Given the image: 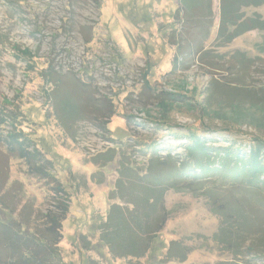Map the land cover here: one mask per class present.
Returning <instances> with one entry per match:
<instances>
[{
  "label": "rangeland",
  "instance_id": "obj_1",
  "mask_svg": "<svg viewBox=\"0 0 264 264\" xmlns=\"http://www.w3.org/2000/svg\"><path fill=\"white\" fill-rule=\"evenodd\" d=\"M193 1L199 21L186 25L181 0H0V241L11 235L0 254L41 239L47 264H264L256 234L224 236L204 197L222 195L234 161L264 157V0ZM13 132L37 152L38 173L10 156ZM192 134L212 154L194 147L207 168L195 193L166 190L148 251L113 256L101 224L112 206L132 210L110 198L117 182L144 175L151 159L184 161ZM244 188L241 206L249 200L263 220L241 225L260 223L264 236V183Z\"/></svg>",
  "mask_w": 264,
  "mask_h": 264
},
{
  "label": "trees",
  "instance_id": "obj_2",
  "mask_svg": "<svg viewBox=\"0 0 264 264\" xmlns=\"http://www.w3.org/2000/svg\"><path fill=\"white\" fill-rule=\"evenodd\" d=\"M181 5L183 6L182 16L183 18L187 19L185 20L186 25L196 24V20L199 21V19L196 17V12L194 11L198 8V5H194L193 0H181ZM222 9V13H224V6H222ZM202 16H204V13ZM254 21L255 22L252 24L253 26H247L244 32L250 31L252 28H259L260 22L257 20ZM227 23H229V20H227ZM257 23H259L258 26ZM222 27L223 26L220 27V34L223 32ZM184 31L188 33L187 29ZM235 34H231L229 38L232 39L237 37ZM201 50L202 46L199 41V44L195 45L192 48V51H194V54L201 58ZM56 84L58 88L62 86L61 82L54 83V85ZM56 106L59 107L57 104ZM23 137L24 135L19 136L18 133L13 132V135L9 136L10 140L7 142V151L10 153L11 157L17 152H21V154H18L17 156H20L19 159H22L27 163L29 166V173H38V171L41 169L38 166V154L36 151H29V145L24 146V141L27 140ZM186 140L187 146L184 150V161L181 160L180 163L177 162L173 166L167 167V164L173 159L170 156L162 158L165 162L164 164L160 162V159H151L147 165L144 175L139 176V178H134L132 182H117L116 190L111 192L110 198L117 197L120 199L122 204H124V208L131 205L132 210L126 212L127 210H124L123 206H112L106 221L101 224L102 234L100 237V242L108 247L110 252L113 253V256H131L135 258H141L143 257L142 255L148 251V248L151 247L152 241L161 231L163 226L162 221H159V219L155 217V213L161 211L163 194L166 190L172 189L178 192L183 190L189 193H195V189L193 188L194 184L195 182L199 181L198 179H200L201 174L204 173L207 168L206 163H204L202 166L198 165L199 158L193 156L194 147L200 145L202 147V155L200 156H203V158L205 157L208 160L211 159L212 154L211 152H208V146H206L204 142H201L202 140H200L196 135L194 136V134H192L191 136L187 137ZM14 144H18L20 147L24 146V150H16ZM262 146L264 149V144H262ZM223 155L225 156V154ZM252 155V157L249 156L248 158L250 160H241L240 158L239 160L234 161V166H232V170L234 171L233 175L230 178L225 175L223 178L224 180H227V183L223 182V186H225V188L222 189V195L216 193L215 191H207L204 197L208 199L212 212L218 214L220 219L226 223L227 226L224 228L225 230H223L222 234H227L224 236H232L233 238L241 239L243 236L250 235L252 232H254L253 234H256L254 246L256 247V250L263 253L262 250H264V236L261 234L259 229L261 224L258 223V229L254 228L252 230L248 229L247 224L246 226L243 224V226L241 225L244 220L254 223L257 220H263L261 219L262 217L259 214V211L254 208L255 206L253 207L249 204V200L248 205L245 207H242V204L240 203L244 197V184L252 188L254 185L264 183L259 181L260 177L264 176V157L261 156V152L252 153ZM176 166L178 167V170L176 169ZM208 167L209 169L211 168V163L208 165ZM232 170L230 169L229 173ZM178 177H181L182 180L179 181ZM188 178H190L191 182H188ZM258 182L260 183L257 184ZM239 193L240 200L238 201L235 199V195H238ZM7 195L9 194H4L5 198ZM18 199H20V197H18ZM220 199H224L226 203L224 205L220 204ZM263 202L264 199L260 200V203ZM0 204H4V200L1 198ZM231 205L234 207L240 206V213L233 209L229 210L228 206ZM250 206L252 207L250 208ZM141 214L143 216L140 217ZM51 221L53 223L55 222L53 217ZM1 233L2 232L0 231V234ZM9 237H11V235L1 238L2 240L0 241V246L4 245ZM39 241L41 244H38V240L36 239L34 244H31V242L27 240H25L23 244L22 242H14L13 244L9 243L10 245H7L8 248L4 254H0V264H24L22 254L23 251H28L30 253V261L27 263L26 260V264H33L36 257L40 258V264H47L44 263V258L47 259V257L51 256V245L48 244L49 249L45 250V244L41 241V239H39ZM49 242L56 244L54 240ZM221 243L225 245L231 243V241H222ZM9 248H11L13 251H11ZM18 248L24 249H22V251L19 253L17 252ZM168 256L180 260L181 262L185 260V257L181 255L174 257L170 256V254L165 255V257Z\"/></svg>",
  "mask_w": 264,
  "mask_h": 264
}]
</instances>
